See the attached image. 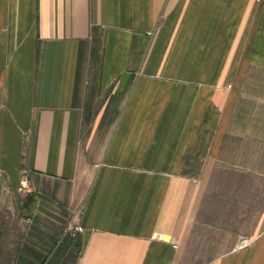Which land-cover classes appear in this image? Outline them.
<instances>
[{"label": "crops", "instance_id": "1", "mask_svg": "<svg viewBox=\"0 0 264 264\" xmlns=\"http://www.w3.org/2000/svg\"><path fill=\"white\" fill-rule=\"evenodd\" d=\"M0 264H264V0H0Z\"/></svg>", "mask_w": 264, "mask_h": 264}]
</instances>
